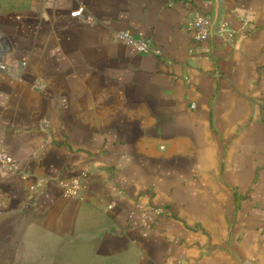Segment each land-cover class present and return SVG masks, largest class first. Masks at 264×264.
Wrapping results in <instances>:
<instances>
[{
	"label": "crops",
	"instance_id": "obj_1",
	"mask_svg": "<svg viewBox=\"0 0 264 264\" xmlns=\"http://www.w3.org/2000/svg\"><path fill=\"white\" fill-rule=\"evenodd\" d=\"M13 1L0 0L14 160L0 231L24 224L118 264H264V0ZM196 10L236 42L196 43ZM82 172L81 197L64 198L56 182ZM139 204L165 213L148 226Z\"/></svg>",
	"mask_w": 264,
	"mask_h": 264
},
{
	"label": "built area",
	"instance_id": "obj_2",
	"mask_svg": "<svg viewBox=\"0 0 264 264\" xmlns=\"http://www.w3.org/2000/svg\"><path fill=\"white\" fill-rule=\"evenodd\" d=\"M184 3H191L193 0H182ZM70 17L73 19L86 20V11L83 6H79L77 9L70 13ZM191 24L194 29V41L196 43H203L210 37L216 36L227 43L234 44L237 40V31L227 27L224 24L216 23L215 20L208 13H204L200 10H196L191 17ZM116 41L132 47L137 53L142 55L161 56V51L154 47L150 41H146L140 38H136L130 32H119L116 34ZM14 168L13 158L0 147V177L10 173ZM87 173L82 172L79 176L68 179L58 180L56 182L57 187L62 192V196L66 199H79L81 197L82 181L87 178ZM137 214L145 221L148 226H152L154 219L164 215L165 209L161 207H155L152 205L139 204L136 208ZM133 217V215H131ZM150 228V227H149Z\"/></svg>",
	"mask_w": 264,
	"mask_h": 264
},
{
	"label": "rangeland",
	"instance_id": "obj_3",
	"mask_svg": "<svg viewBox=\"0 0 264 264\" xmlns=\"http://www.w3.org/2000/svg\"><path fill=\"white\" fill-rule=\"evenodd\" d=\"M6 1V0H3ZM13 1L12 9H16ZM0 264H118L97 257L87 247L55 245L42 230L26 227H4L0 231Z\"/></svg>",
	"mask_w": 264,
	"mask_h": 264
},
{
	"label": "water",
	"instance_id": "obj_4",
	"mask_svg": "<svg viewBox=\"0 0 264 264\" xmlns=\"http://www.w3.org/2000/svg\"><path fill=\"white\" fill-rule=\"evenodd\" d=\"M1 42H2L3 45H4V49H5V51H6V52H9V51L11 50V47H10V44H9L7 38L2 37Z\"/></svg>",
	"mask_w": 264,
	"mask_h": 264
}]
</instances>
